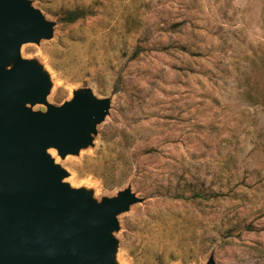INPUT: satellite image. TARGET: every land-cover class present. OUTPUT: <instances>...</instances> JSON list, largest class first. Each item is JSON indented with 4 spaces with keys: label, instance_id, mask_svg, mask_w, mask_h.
Masks as SVG:
<instances>
[{
    "label": "rangeland",
    "instance_id": "1",
    "mask_svg": "<svg viewBox=\"0 0 264 264\" xmlns=\"http://www.w3.org/2000/svg\"><path fill=\"white\" fill-rule=\"evenodd\" d=\"M28 1L54 23L20 49L50 83L32 110L110 100L88 145L50 156L97 205L140 199L117 217L114 263L264 264V0ZM73 10L87 16L59 22Z\"/></svg>",
    "mask_w": 264,
    "mask_h": 264
},
{
    "label": "water",
    "instance_id": "2",
    "mask_svg": "<svg viewBox=\"0 0 264 264\" xmlns=\"http://www.w3.org/2000/svg\"><path fill=\"white\" fill-rule=\"evenodd\" d=\"M53 29L30 1L0 0V264H115L117 217L140 199L127 188L97 205L62 181L67 174L48 153L65 157L88 145L110 100L83 89L32 110L46 103L50 83L20 49Z\"/></svg>",
    "mask_w": 264,
    "mask_h": 264
},
{
    "label": "trees",
    "instance_id": "3",
    "mask_svg": "<svg viewBox=\"0 0 264 264\" xmlns=\"http://www.w3.org/2000/svg\"><path fill=\"white\" fill-rule=\"evenodd\" d=\"M86 16H87V13L84 10L65 11V12L60 14L59 22L65 26H68V25H72V24L77 23L81 19H84ZM112 173H113V170L108 168L100 176H101V178H104L106 175H112ZM200 199H205V197H203L201 195L193 194L190 200L193 203H195L196 201H198ZM128 231H129V233L134 234V232H137V229L136 228L133 229V224L131 223ZM188 254H189L188 261H191L194 258L196 253L194 251L190 250ZM156 262H157V264H165L164 260L161 256L158 257Z\"/></svg>",
    "mask_w": 264,
    "mask_h": 264
},
{
    "label": "bare ground",
    "instance_id": "4",
    "mask_svg": "<svg viewBox=\"0 0 264 264\" xmlns=\"http://www.w3.org/2000/svg\"><path fill=\"white\" fill-rule=\"evenodd\" d=\"M48 153L51 154V155H53V149L48 150Z\"/></svg>",
    "mask_w": 264,
    "mask_h": 264
}]
</instances>
